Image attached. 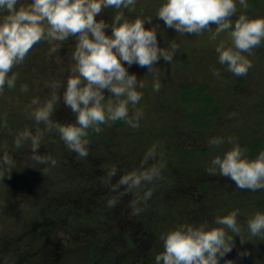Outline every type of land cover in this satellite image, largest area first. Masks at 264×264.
<instances>
[{
	"label": "rangeland",
	"instance_id": "1",
	"mask_svg": "<svg viewBox=\"0 0 264 264\" xmlns=\"http://www.w3.org/2000/svg\"><path fill=\"white\" fill-rule=\"evenodd\" d=\"M31 2L19 0L17 8ZM164 2L137 0L135 11L123 10L129 20L137 16L151 18V23L145 21L144 26L146 29L159 26L157 40L161 48L171 51V44L179 46L171 63L161 57L154 66L162 70L158 77L160 89L153 90L157 77L148 73L146 67L135 63L129 66L122 61L128 72L137 76L138 84H144L142 89L137 87L142 99L135 106L142 111V119L137 128L123 120L121 124L101 125L98 138L89 139L87 158L80 159L69 151L55 130L45 133L37 150L38 154L54 157L58 161L55 167L32 160L30 142L19 149L14 145L19 131L27 128L35 134L37 128L45 127L32 118V112L38 107L32 104L35 98L42 105L53 92H58L61 100L54 106L52 119L65 124L75 122V114L62 97L67 79L72 75L71 65L75 63L72 54L76 38L70 36L62 44L41 41L9 73V76L17 74V81L15 88L5 86L0 95V158L6 151L14 159L16 168L10 178L0 174V264H59L65 259L68 264H74L71 256L74 248L90 240L88 236L95 230L102 229L86 224L85 218L105 220L102 226L107 227L104 233H108L111 231L108 217L119 213L135 217L133 221L138 218L144 238L140 237L149 249L148 256L140 259L129 249L118 246L117 253L122 257L119 264H156V255L163 251L162 235L180 225L207 223L209 228L217 227L215 218L233 210L238 211L240 235L246 242L241 244V238L226 229L233 236L234 246L220 259V264L228 260L233 264H264V233L254 237L247 228L249 218L256 212H264V190H241L230 178L208 172L211 161L217 155L222 158L233 147L227 142L228 137L239 145L253 137L264 138V40L249 56L252 67L246 76L229 72L226 65L219 63L215 50L221 41L231 46L228 32L234 29L239 14L264 18V1L258 8L244 9L236 0L233 29L221 33L215 40L211 38L215 25L199 35L177 33L167 27L156 17ZM114 15L115 10L107 8L96 19L111 24ZM105 33L110 36L111 28L105 29ZM182 82L210 85L215 104L221 107L217 115L205 120L206 127L198 128L191 123L189 114L197 109L194 104H179L172 99L173 88ZM22 84L28 85L27 93L20 90ZM104 95L107 99L111 93L105 89ZM131 110L130 105V114ZM211 137L224 138L225 143L209 147ZM154 145L157 155L149 158L143 169L155 165L161 169V177L141 189L140 196L127 194L114 208H108L107 199L116 193L109 192L106 186L107 171L113 165L117 167L111 181L115 183L128 172L143 170L145 154ZM258 154L252 150L245 152L249 159H255ZM0 171L6 173L7 169ZM145 191L152 193L146 202L142 200ZM134 199L140 200L137 206L143 209L136 216L131 215L129 208V202ZM145 242L135 246L143 249ZM245 250L248 255H239Z\"/></svg>",
	"mask_w": 264,
	"mask_h": 264
},
{
	"label": "clouds",
	"instance_id": "2",
	"mask_svg": "<svg viewBox=\"0 0 264 264\" xmlns=\"http://www.w3.org/2000/svg\"><path fill=\"white\" fill-rule=\"evenodd\" d=\"M19 0H0V95L5 86L13 89L16 86L17 74L9 76L12 69L21 64L33 47L41 41H55L62 44L70 36L76 38L72 54L70 77L67 79L63 102L75 114L74 123H60L52 119L54 106L60 102L61 96L53 92L42 105L39 98L32 100L38 105L32 112L37 124L43 123L44 129H36L35 134L25 128L19 131L14 139L16 148H22L30 142L31 159L37 164L55 167L58 161L49 155L38 154L46 132L55 130L69 151L78 158L89 155L88 130L99 133L101 125L123 120L130 127H139L143 113L135 106L142 99V93L137 87L143 88L135 74H130L123 62L131 66L133 63L146 67L157 77L154 91H159L158 80L162 70L155 67L163 58L171 63L179 46L171 44V51L161 48L157 40L158 25L146 29L145 21L151 23V18L141 19L137 16L129 20L124 9L135 11L137 0H32L27 6L17 8ZM244 9L249 7L247 0H238ZM107 8L115 10L111 24L96 17ZM237 15L236 0H165L158 8L156 17L163 20L169 28L177 33L199 35L215 25L211 38L216 39L221 33L233 29L232 17ZM111 28V35H106L105 29ZM231 46L221 41L216 47L219 63L227 66V70L235 76H246L252 67L249 56L253 49L260 46L264 40V18H249L241 13L234 21V29L228 32ZM56 49H53L55 51ZM247 54V55H245ZM218 74V73H215ZM59 87V86H57ZM107 89L111 95H104ZM20 90L29 91L27 84H22ZM130 105L132 106L130 114ZM227 142L233 147L217 155L211 161L209 175H219L230 178L241 190H264V150L255 159H249L238 143L232 137ZM225 143L224 138L211 137L209 147L215 148ZM156 146L145 154L143 164L149 158H155ZM16 168L14 159L5 151L0 158V169L10 178L11 171ZM48 167L44 168V172ZM117 174L113 165L106 173L105 181L109 192L116 193L107 199L106 206L114 208L119 199L131 193L140 196V191L147 184L161 177V169L155 165L133 170L119 177L112 183ZM123 186V191H120ZM151 191L143 192L142 200L150 199ZM139 199L129 202L131 215H139L143 209L137 205ZM238 211L233 210L224 216H217L214 223L217 227H208L207 223L199 226L180 225L178 228L161 236L163 251L156 255V264H220V259L231 252L234 246L230 229L241 238V244L246 241L240 235L241 227L237 223ZM247 228L252 236L264 233V212H256L247 220ZM245 250L239 253L248 255ZM233 264V261H225Z\"/></svg>",
	"mask_w": 264,
	"mask_h": 264
},
{
	"label": "trees",
	"instance_id": "3",
	"mask_svg": "<svg viewBox=\"0 0 264 264\" xmlns=\"http://www.w3.org/2000/svg\"><path fill=\"white\" fill-rule=\"evenodd\" d=\"M263 1L249 0L247 3L249 7L258 8ZM173 90L172 99H174V102H178L179 104H194L197 107L196 111L191 112L189 115L191 123L198 128L206 127L207 123L205 120L220 112L221 106L215 104V98L211 94L210 85L207 83L187 84L182 82L174 87ZM122 122V120L116 121L118 124ZM88 133V139L98 138V133L93 130L89 129ZM240 146L245 150L260 152L264 150V138L253 137L249 141L240 143ZM85 219L86 224L96 226V228L102 227V229L95 230L94 234L88 236L91 237L90 240H86L74 248V253L71 255L74 256V264H119L122 257L117 253L116 248L118 246L129 249L128 251L139 256L140 259L148 256L149 249L146 247L145 241L143 249H137L138 247L135 246H138L141 241V244H144L140 237L143 235L137 224L138 218L133 221L135 217H128L126 214L121 213L110 216L107 221L111 223V231L108 233H104L107 227L102 226L105 220L95 219L93 216L86 217ZM98 238L100 239L98 240ZM103 240H106L107 243L103 244ZM135 247L136 249L133 250ZM66 261L67 259L62 262L60 261L59 264H68L69 261ZM122 264H128V262H122Z\"/></svg>",
	"mask_w": 264,
	"mask_h": 264
}]
</instances>
